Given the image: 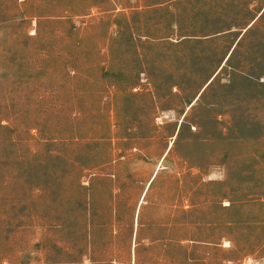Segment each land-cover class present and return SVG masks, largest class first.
Instances as JSON below:
<instances>
[{
	"label": "rangeland",
	"instance_id": "rangeland-1",
	"mask_svg": "<svg viewBox=\"0 0 264 264\" xmlns=\"http://www.w3.org/2000/svg\"><path fill=\"white\" fill-rule=\"evenodd\" d=\"M263 4L0 0V264H264Z\"/></svg>",
	"mask_w": 264,
	"mask_h": 264
},
{
	"label": "crops",
	"instance_id": "crops-1",
	"mask_svg": "<svg viewBox=\"0 0 264 264\" xmlns=\"http://www.w3.org/2000/svg\"><path fill=\"white\" fill-rule=\"evenodd\" d=\"M263 13H264V4L259 8V10L256 12L255 16L252 18V20L250 22H248L243 28H241V30L239 31L238 35L236 36L234 42L232 43L231 48L229 49L228 53L226 54V56L224 58V61L227 60L230 57V55L232 54L233 50L239 44L240 40L243 38L245 33L248 32L249 30H252L253 25L255 24L257 19ZM211 78H209V79H211ZM207 82H206V84H207Z\"/></svg>",
	"mask_w": 264,
	"mask_h": 264
},
{
	"label": "bare ground",
	"instance_id": "bare-ground-1",
	"mask_svg": "<svg viewBox=\"0 0 264 264\" xmlns=\"http://www.w3.org/2000/svg\"><path fill=\"white\" fill-rule=\"evenodd\" d=\"M171 145V144H170Z\"/></svg>",
	"mask_w": 264,
	"mask_h": 264
}]
</instances>
